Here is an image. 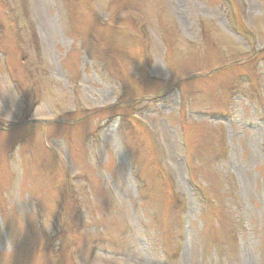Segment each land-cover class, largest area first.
I'll list each match as a JSON object with an SVG mask.
<instances>
[{
    "label": "rangeland",
    "instance_id": "1",
    "mask_svg": "<svg viewBox=\"0 0 264 264\" xmlns=\"http://www.w3.org/2000/svg\"><path fill=\"white\" fill-rule=\"evenodd\" d=\"M233 1L250 31L227 0H0V264H264V0Z\"/></svg>",
    "mask_w": 264,
    "mask_h": 264
},
{
    "label": "clouds",
    "instance_id": "2",
    "mask_svg": "<svg viewBox=\"0 0 264 264\" xmlns=\"http://www.w3.org/2000/svg\"><path fill=\"white\" fill-rule=\"evenodd\" d=\"M9 166L10 170L15 175L17 180L22 179L24 174L23 160L18 154H13V158L10 160Z\"/></svg>",
    "mask_w": 264,
    "mask_h": 264
}]
</instances>
